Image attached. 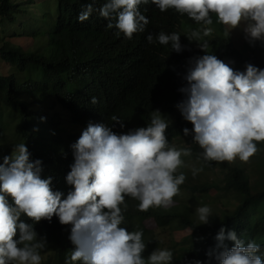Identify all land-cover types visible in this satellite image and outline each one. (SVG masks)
Returning <instances> with one entry per match:
<instances>
[{
  "label": "trees",
  "instance_id": "1",
  "mask_svg": "<svg viewBox=\"0 0 264 264\" xmlns=\"http://www.w3.org/2000/svg\"><path fill=\"white\" fill-rule=\"evenodd\" d=\"M105 2L0 0V163L24 143L30 160L41 161L40 177H50L52 190L65 199L74 190L66 181L74 162L71 145L89 123H105L126 134L148 126L158 110L169 124V144L190 149V155H181L183 164L174 175L183 173L186 179L170 206L140 211L139 200L131 196L120 205V226L143 233L146 264L156 249L172 252L170 264H219L216 255L233 246L230 240H216L222 226L226 232L234 230L245 244H259L257 255L264 260V141L256 142L258 151L247 162L238 157L231 163L206 161L192 140L193 125L177 107L187 98L180 89L188 84L191 60L212 54L234 70L244 71L249 63L264 68V41L247 36L238 45L216 13H209L213 22L207 25L174 8L162 12L151 0L139 6L149 23L129 39L115 27V13L110 19L100 16ZM88 4L94 11L78 20ZM204 29L211 34L204 35ZM193 31L199 36L193 37ZM160 32L180 34L181 51L173 50L171 43L160 44ZM149 34L152 43L146 39ZM209 198L220 206L214 207ZM6 199L14 204L10 195ZM205 205L212 216L200 223L196 209ZM20 220L32 224L37 240L45 241L37 249L40 264H83L70 259L75 249L70 224L62 225L56 215L34 222L22 213ZM165 231L166 241L161 237Z\"/></svg>",
  "mask_w": 264,
  "mask_h": 264
},
{
  "label": "clouds",
  "instance_id": "2",
  "mask_svg": "<svg viewBox=\"0 0 264 264\" xmlns=\"http://www.w3.org/2000/svg\"><path fill=\"white\" fill-rule=\"evenodd\" d=\"M149 0H106L99 9L100 16L110 19L116 14L115 27L131 39L143 32L149 23L139 6ZM160 11L174 8L186 13L196 22L212 24L210 12L218 21L239 27L251 41H264V0H151ZM94 11L88 4L78 15L84 21ZM113 27L112 23L107 25ZM210 35L211 29H204ZM193 37L199 33L193 31ZM180 34L160 32V44L171 43L181 51ZM149 43L153 36L146 37ZM191 40V39H190ZM207 48V43L200 45ZM187 86L180 91L187 98L177 104L183 118L193 125L192 140L203 149L206 161L229 163L238 157L247 162L258 151L257 143L264 141V68L246 64L244 71L234 70L215 55L205 54L190 61L185 76ZM92 103H97L95 97ZM113 120H118L113 116ZM168 122L154 110L151 123L126 134H117L105 123H89L78 140L71 145L74 162L66 181L74 190L61 199L53 191L51 178L40 177L39 159L30 160L24 143L16 145V155L3 157L0 163V264H40L37 249L45 241L37 240L32 224L20 220L26 214L34 222L51 220L56 215L62 225H71L69 239L75 245L71 261L83 264H146L143 251L146 244L141 231L130 232L120 225L123 215L120 205L125 197L139 200L140 211L156 206H170L186 177L174 175L182 166L181 155L190 149H177L165 135ZM189 135V129H183ZM199 170H194V173ZM6 195L13 198L10 204ZM200 223L212 216L209 206L196 209ZM19 232V238L14 239ZM221 244L225 239L233 246L224 247L216 255L219 264H264L257 255L260 245L245 242L234 230L222 226L216 234ZM23 245L22 247L19 245ZM172 252L156 249L147 264H170ZM67 264V262H66ZM199 264V262H197Z\"/></svg>",
  "mask_w": 264,
  "mask_h": 264
},
{
  "label": "rangeland",
  "instance_id": "3",
  "mask_svg": "<svg viewBox=\"0 0 264 264\" xmlns=\"http://www.w3.org/2000/svg\"><path fill=\"white\" fill-rule=\"evenodd\" d=\"M225 26H227V25H225ZM244 26H245L244 23H242L239 27H236V28H233V29H229V26H227L228 31L231 33V35L233 36L234 40L236 41V43L238 45L241 43V40L244 37H247V34L243 30ZM2 71H3V63H2V59L0 57V74L2 73ZM177 144H183V143L177 142ZM209 201L213 204L214 207L215 206L216 207L220 206V203H216L217 201L214 198H209ZM168 233H169V231H165L163 233L165 235L161 236L164 241H166L168 239V236H166ZM17 264H19V262Z\"/></svg>",
  "mask_w": 264,
  "mask_h": 264
}]
</instances>
